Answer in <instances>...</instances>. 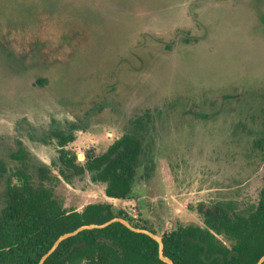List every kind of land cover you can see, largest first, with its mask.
Masks as SVG:
<instances>
[{"label": "rangeland", "instance_id": "374dc122", "mask_svg": "<svg viewBox=\"0 0 264 264\" xmlns=\"http://www.w3.org/2000/svg\"><path fill=\"white\" fill-rule=\"evenodd\" d=\"M55 132L79 165L140 138L134 198L110 202L158 236L202 226L198 205L250 209L264 185V0H0V161L16 167L20 140L60 178L62 206L101 202L88 172L60 176Z\"/></svg>", "mask_w": 264, "mask_h": 264}, {"label": "trees", "instance_id": "16d2710c", "mask_svg": "<svg viewBox=\"0 0 264 264\" xmlns=\"http://www.w3.org/2000/svg\"><path fill=\"white\" fill-rule=\"evenodd\" d=\"M222 98H232V94H224ZM187 111L194 114V109ZM200 115L202 118L211 116ZM54 135L58 139L59 174L63 180L88 172L92 182L105 184L107 197L134 198L135 167L143 151L140 138L123 133L101 155L86 153L85 165H79L75 163V154L65 149L73 136L62 132ZM15 143L9 156L16 167L9 171L0 161V178L8 176L0 208V264H37L61 234L82 225L101 224L113 217L125 218L131 225L157 234L139 217L130 216L125 208H114L111 202H91L79 210L65 208L54 190V180L60 178L44 164L33 167L21 141ZM229 208L221 203L198 205L203 225H178L163 231L160 235L163 254L174 264H256L264 254V185L259 190L256 205L250 209L233 211ZM78 261L85 264H167L159 259L155 240L131 231L120 222L79 231L61 241L43 264H75Z\"/></svg>", "mask_w": 264, "mask_h": 264}, {"label": "water", "instance_id": "95a60500", "mask_svg": "<svg viewBox=\"0 0 264 264\" xmlns=\"http://www.w3.org/2000/svg\"><path fill=\"white\" fill-rule=\"evenodd\" d=\"M112 222H120L122 223L124 226H126L128 229H130L131 231L134 232H138V233H144L146 235H148L149 237H151L153 240H155L158 244V257L161 261L167 263V264H174V262L167 256H165L163 254V241L162 238L160 236H158L157 234H154L153 232H151L150 230L146 229V228H139V227H135L133 225H131V223L126 220L125 218L122 217H113L109 220H107L106 222H103L101 224H88V225H82L78 228H76L73 231L70 232H66L61 234L51 245V247L40 257L39 261L37 264H43L44 261L46 260V258L56 249V247L58 246V244L69 238L72 237L74 235H76L79 231L81 230H85V229H94V228H103L109 224H111ZM264 261V254L259 258V260L256 262V264H262V262Z\"/></svg>", "mask_w": 264, "mask_h": 264}, {"label": "crops", "instance_id": "0c3cea01", "mask_svg": "<svg viewBox=\"0 0 264 264\" xmlns=\"http://www.w3.org/2000/svg\"><path fill=\"white\" fill-rule=\"evenodd\" d=\"M102 189H103V191H101L100 196H102L103 193H104V188H102ZM111 200L118 201L119 199L110 198V197H107V196L104 194V196H103V200H102V201L110 202ZM78 210H79V209H78Z\"/></svg>", "mask_w": 264, "mask_h": 264}]
</instances>
